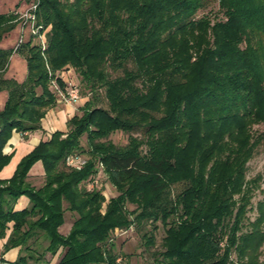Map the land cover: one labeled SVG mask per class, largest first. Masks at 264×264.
<instances>
[{"label":"trees","instance_id":"1","mask_svg":"<svg viewBox=\"0 0 264 264\" xmlns=\"http://www.w3.org/2000/svg\"><path fill=\"white\" fill-rule=\"evenodd\" d=\"M212 2L220 16L202 13ZM33 5L46 46L41 51L31 38L16 51L27 64L23 83L4 78L13 52L0 48V92L7 93L0 171L11 159L4 149L12 133L25 139L41 130L60 104L50 89L51 80L65 87L57 73L77 75L87 100L65 132L39 142L10 179L0 180V239L12 224L3 252L19 248L13 264H49L47 254L58 255L56 264H120L113 232L134 225L150 250L157 223L164 237L154 264H260L264 205L244 223L251 197L244 169L264 145V131H252L264 127V0ZM16 27L13 17L0 15V43ZM117 131L129 134L125 146L103 142ZM83 136L87 161L77 170L65 159L83 155ZM37 162L44 171L38 188L27 181ZM99 163L117 191L108 201L101 189L88 188ZM177 183L184 187L171 199L168 188ZM22 196L29 208L16 212ZM67 212L74 218L63 235Z\"/></svg>","mask_w":264,"mask_h":264},{"label":"rangeland","instance_id":"2","mask_svg":"<svg viewBox=\"0 0 264 264\" xmlns=\"http://www.w3.org/2000/svg\"><path fill=\"white\" fill-rule=\"evenodd\" d=\"M36 0H0V15H6L13 17L15 22L17 23V27L14 31L9 33L3 41L0 43V48L6 50V49H12L13 55L16 54V51H18L23 43L29 41L32 37L29 36V29H25L24 33V41L19 45L18 48H16V43L19 40L20 35V25L23 22L22 16L27 12V10L34 4ZM204 14L208 13L211 14V16L219 15L218 13V6L217 3L212 2L209 7L202 12ZM201 15V13H200ZM220 16V15H219ZM14 34V35H13ZM8 42L5 41L7 40ZM33 44H37L38 40H32ZM11 58V57H10ZM11 60V59H10ZM9 60V61H10ZM60 80L66 85H73L75 87H78L79 82L77 80V75H75L72 71H61L57 73ZM66 77V78H65ZM65 79L68 82H65ZM50 89L52 90V87L50 85ZM87 98L80 97V100L77 103L71 104L73 107L74 114H78V109L85 103ZM64 104L60 103L55 109H61L63 108ZM105 107V105L103 106ZM66 131V130H65ZM64 131V132H65ZM253 133H257L258 131H264V127L262 126H255L253 127ZM142 135L141 133L132 134L131 136L140 138ZM129 134H125L122 132H114L112 133L106 140V142H110L116 147H123L128 142ZM81 148L84 151L82 153L84 158H86V136H83L81 138ZM244 181L247 183L248 187L250 188V194L251 197L248 201V206L246 207V213H245V224L246 223H252L254 220L258 217L257 214V205L259 203H262L264 205V145H260L254 152L253 156L250 158V160L245 164L244 169ZM43 184V183H42ZM41 185H38V187H41ZM97 188L101 189L105 200L108 201L110 198L117 196V191L110 185V183L107 181L106 176L101 172L98 179V184L96 185ZM184 185L183 184H172L168 188V194L171 199H174L175 195H177L182 189ZM237 197L235 196L234 199ZM106 203V202H105ZM251 208V209H250ZM134 207L128 206V210H133ZM74 218L73 214H70L69 212L65 213V220L67 224H71L72 220ZM133 217H130L132 220ZM157 230L154 232L155 237V244L150 250H145L143 241L141 239L142 234L138 231V229L132 225L127 230L121 231L117 230L113 232L112 234V241L115 246L116 253L119 254L120 259H118V263L120 264H154L153 258L156 251L159 250L161 245V240L164 237V229L160 223L156 224ZM248 227V226H247ZM151 229L146 228V230ZM250 228H245L242 232L249 231ZM259 263L264 264V244H262L259 248ZM56 256L51 257L49 254L45 256V260L49 262V264L54 262V264L57 263L58 258ZM232 259L235 260V255L232 254Z\"/></svg>","mask_w":264,"mask_h":264},{"label":"crops","instance_id":"3","mask_svg":"<svg viewBox=\"0 0 264 264\" xmlns=\"http://www.w3.org/2000/svg\"><path fill=\"white\" fill-rule=\"evenodd\" d=\"M8 40L9 39L7 37V40L5 39V41L8 42ZM10 59L11 60L9 61V66L4 78L7 80H14L21 84L25 81L27 75L26 61L19 55H14L13 57L11 56ZM67 80L65 79V82H68ZM6 100L7 93L5 91L0 92V111L3 109ZM72 116H74L73 107L71 105H64L61 109L50 110L41 121V130L27 133L25 135V139H23L19 133L13 132L4 149V153L11 155V159L9 163L0 171V180L3 181L10 179L13 176L19 161L30 153L39 142L45 141L55 131L64 132L66 130V122ZM27 181L34 187L43 183L44 171L40 162L33 165L29 171ZM27 208H29V200L24 196L20 197L14 205V211L16 212ZM11 226L12 224L8 225L5 237L0 239V262L4 261L7 264H13L19 255V248L3 252V246L11 233ZM70 227L71 224L65 223L59 231L61 234L66 235L68 234ZM56 258H58V255ZM50 264H54V262H51Z\"/></svg>","mask_w":264,"mask_h":264},{"label":"built area","instance_id":"4","mask_svg":"<svg viewBox=\"0 0 264 264\" xmlns=\"http://www.w3.org/2000/svg\"><path fill=\"white\" fill-rule=\"evenodd\" d=\"M35 5H32L27 12L22 16V20L23 22L20 25V35H19V40L16 43V48L19 47V45L21 43H23L24 39V33H25V29H29V36L32 37L34 40H38V43L41 47V51H44L45 49V35L44 32H41V27L36 25V20H35V16L33 13H31V11L35 10ZM51 87H52V92L56 95V97L58 98V101L64 105H71L74 103H77L80 100V94L78 92V89L73 86V85H68L66 83L64 89H61L59 87V85L56 83L55 80H51L50 83ZM87 159L84 158L81 155H69L66 159H65V163L66 166L80 170L83 165L86 163ZM102 164L99 163L98 164V169L100 171V173L102 172ZM98 179L99 177L95 178L94 180H92L89 184H88V188L92 189L93 187H96V185L98 184Z\"/></svg>","mask_w":264,"mask_h":264}]
</instances>
